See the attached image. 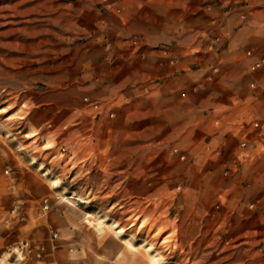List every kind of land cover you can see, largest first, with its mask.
Wrapping results in <instances>:
<instances>
[{
    "label": "crops",
    "instance_id": "crops-1",
    "mask_svg": "<svg viewBox=\"0 0 264 264\" xmlns=\"http://www.w3.org/2000/svg\"><path fill=\"white\" fill-rule=\"evenodd\" d=\"M26 1L50 15L56 40H84L72 52L50 50L67 52L76 68L49 80L67 87L74 104L78 94L90 101L83 158L101 152L106 137L118 141L121 157L134 156L152 184H183L185 206L193 200L200 219L195 227H228L234 246L247 245L264 264V67L250 71L264 62V0ZM46 53L40 45L20 52ZM52 253L41 264H94ZM5 255L0 263L12 264Z\"/></svg>",
    "mask_w": 264,
    "mask_h": 264
},
{
    "label": "rangeland",
    "instance_id": "rangeland-1",
    "mask_svg": "<svg viewBox=\"0 0 264 264\" xmlns=\"http://www.w3.org/2000/svg\"><path fill=\"white\" fill-rule=\"evenodd\" d=\"M28 4L0 0V254L12 264H41L62 249L94 264H263L260 253L234 246L228 227H195L183 184H152L118 141L106 137L101 152L83 158L90 101L78 94L74 104L49 80L76 68L67 52L50 50L72 52L84 40H56L50 15ZM39 45L46 54H20ZM25 243L43 246L42 257L17 249Z\"/></svg>",
    "mask_w": 264,
    "mask_h": 264
},
{
    "label": "built area",
    "instance_id": "built-area-1",
    "mask_svg": "<svg viewBox=\"0 0 264 264\" xmlns=\"http://www.w3.org/2000/svg\"><path fill=\"white\" fill-rule=\"evenodd\" d=\"M247 56L248 57H252L253 56V53L250 51L247 53ZM264 67V62L263 61H258V62H255L251 68H250V71L252 74H256L258 73L259 71H261ZM215 72H217V70L215 69L214 70ZM250 88L253 90V91H258V87H257V82H252L251 85H250ZM87 102H89V100H87ZM95 108H98L99 107V104H94L93 105ZM217 124H219L217 122ZM252 126L253 128L256 130V131H261L262 128H263V125L261 123V121L259 120H255L253 123H252ZM262 140L264 141V133L262 134ZM249 144L247 141H243L241 144H240V147L242 150H246L248 148ZM172 153L174 155H176L179 159V161L181 162H185L187 160V157L184 153H182L178 148H173L172 149ZM180 188V187H179ZM18 207L14 210V211H18L17 210ZM49 209V205L45 204L43 206V210L44 211H47ZM21 216V215H20ZM20 219L23 221L24 220V217H20ZM54 237H57V235H54ZM22 248V249H21ZM19 251H22L23 249L26 250L27 253L29 254H33L34 256H36L38 259H40L43 255V252H44V247L43 246H39L37 248H33L29 245V243H25L22 245V247H18L17 248ZM1 264V263H0Z\"/></svg>",
    "mask_w": 264,
    "mask_h": 264
}]
</instances>
